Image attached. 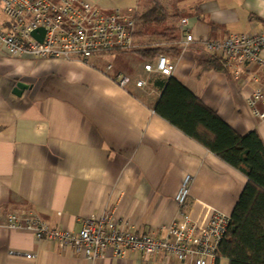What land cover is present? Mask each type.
I'll use <instances>...</instances> for the list:
<instances>
[{
    "label": "crops",
    "instance_id": "crops-1",
    "mask_svg": "<svg viewBox=\"0 0 264 264\" xmlns=\"http://www.w3.org/2000/svg\"><path fill=\"white\" fill-rule=\"evenodd\" d=\"M103 15L126 13L138 0H84ZM186 19L181 52L171 77L236 133L256 131L264 144V119L247 98L257 67L231 80L207 41L230 33L264 31V0H163ZM191 42H183L185 35ZM212 60H217L214 63ZM142 68L132 78L80 60H34L8 56L0 46V264H143L138 252L86 260L72 248L7 229L15 210H33L51 228L77 234L83 221L108 210L138 233L164 238L178 216L174 198L190 175L189 197L180 211L199 225L213 211L231 215L246 177L154 112L160 96ZM117 76L129 78L120 86ZM163 77V76H161ZM165 78V77H164ZM146 80L143 88L135 82ZM18 83L25 87L17 89ZM18 92V93H17ZM260 113L264 107L256 105ZM26 255L33 256L27 258ZM151 264H178L160 254ZM219 264H228L218 258Z\"/></svg>",
    "mask_w": 264,
    "mask_h": 264
},
{
    "label": "built area",
    "instance_id": "built-area-1",
    "mask_svg": "<svg viewBox=\"0 0 264 264\" xmlns=\"http://www.w3.org/2000/svg\"><path fill=\"white\" fill-rule=\"evenodd\" d=\"M136 10L137 5L126 13L114 11L103 15L84 0H0V46L12 57L77 59L97 67L106 52H127L134 47L132 31ZM186 22V19L178 22L183 35ZM39 28L44 31L42 38L38 34L40 40L31 35ZM191 41V35L183 37V42ZM206 47L210 53L217 54L231 80H238L250 67L264 72V31L230 33L222 41H207ZM173 68L172 61L164 55L143 66L145 72L163 77L171 76ZM116 81L120 86L130 83L125 76H117ZM250 82L252 88L247 104L252 114L263 120L264 113L258 112L256 105L264 107V81L252 75ZM135 85L143 88L146 80L139 79ZM192 181L190 175L182 180L174 198L179 214L165 228L164 238L136 232L132 222L109 210L85 219L77 234L49 227L33 210L13 211L7 217L6 227L12 231L29 232L36 240L56 241L61 247L72 248L86 260L106 258L107 252L112 250L116 258L122 257L126 251L138 252L145 258L143 264H151L149 258L155 254L165 260L175 258L178 264H219L217 250L230 216L213 211L207 223L199 225L180 211L189 197Z\"/></svg>",
    "mask_w": 264,
    "mask_h": 264
},
{
    "label": "trees",
    "instance_id": "trees-1",
    "mask_svg": "<svg viewBox=\"0 0 264 264\" xmlns=\"http://www.w3.org/2000/svg\"><path fill=\"white\" fill-rule=\"evenodd\" d=\"M134 18V47L127 52L143 64L154 63L160 55L179 56L183 35L178 27L180 12L168 8L163 0H138ZM148 38L160 43L145 44L143 40ZM149 83L160 93L154 106L159 117L247 179L219 243L217 261L224 258L228 264H264V144L260 136L256 131L243 136L236 133L171 76L156 75Z\"/></svg>",
    "mask_w": 264,
    "mask_h": 264
},
{
    "label": "rangeland",
    "instance_id": "rangeland-1",
    "mask_svg": "<svg viewBox=\"0 0 264 264\" xmlns=\"http://www.w3.org/2000/svg\"><path fill=\"white\" fill-rule=\"evenodd\" d=\"M143 41L145 44H155L154 42L160 43L153 40V38L144 39ZM103 59L104 64H106V66H111L113 72L123 73L132 78L139 75L140 69L142 68V62L138 56L132 52L110 51L103 55Z\"/></svg>",
    "mask_w": 264,
    "mask_h": 264
},
{
    "label": "water",
    "instance_id": "water-1",
    "mask_svg": "<svg viewBox=\"0 0 264 264\" xmlns=\"http://www.w3.org/2000/svg\"><path fill=\"white\" fill-rule=\"evenodd\" d=\"M44 33V31H43V29H41V28H39V29H37V30H35V31H32L31 32V35H32V37H34V38H37V39H41L42 38V34ZM38 34H41V38H40V36H38ZM16 87H17V89H22V88H24L25 87V85L24 84H21V83H18L17 85H16ZM18 93V92H17Z\"/></svg>",
    "mask_w": 264,
    "mask_h": 264
}]
</instances>
